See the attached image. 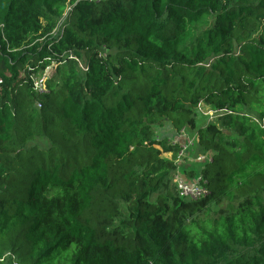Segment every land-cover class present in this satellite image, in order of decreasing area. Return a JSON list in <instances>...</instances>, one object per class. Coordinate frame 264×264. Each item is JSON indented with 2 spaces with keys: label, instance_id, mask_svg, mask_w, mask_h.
<instances>
[{
  "label": "trees",
  "instance_id": "trees-1",
  "mask_svg": "<svg viewBox=\"0 0 264 264\" xmlns=\"http://www.w3.org/2000/svg\"><path fill=\"white\" fill-rule=\"evenodd\" d=\"M0 77V264H264V0H0Z\"/></svg>",
  "mask_w": 264,
  "mask_h": 264
},
{
  "label": "built area",
  "instance_id": "built-area-1",
  "mask_svg": "<svg viewBox=\"0 0 264 264\" xmlns=\"http://www.w3.org/2000/svg\"><path fill=\"white\" fill-rule=\"evenodd\" d=\"M70 9V6L68 5L66 7V10L64 14ZM64 16V15H63ZM62 18L59 20L61 21ZM55 30V29H54ZM54 30L52 32H54ZM59 62L55 60H51L49 64H47L42 71L38 73H30L29 78L31 80V84L33 87V90L37 92H44L46 91V81L50 78L53 70L57 66ZM79 66L85 70L86 67L79 62ZM2 82V78L0 77V84ZM38 106L40 104L38 103ZM203 103L199 102L197 104V109L199 112H201L203 115H208L209 118L212 117V114L215 112V110H211L208 107L205 106ZM225 110V109H224ZM169 141L171 144H176L178 149L176 156L174 158V163L178 164L177 169L173 173V183L175 184L177 194L180 198L186 199V200H198L208 193V190L206 186L204 185V182L201 181L200 176H196L195 178L188 180L181 171V166H179L182 163H185L187 161L190 162H210L212 160V152H206V153H198L194 154V145L197 141V132L192 131L189 132L185 127H182L177 132H175L171 138H169ZM156 147H158L156 145ZM164 154V153H163ZM169 159L171 158V153L168 152ZM186 160V161H183Z\"/></svg>",
  "mask_w": 264,
  "mask_h": 264
},
{
  "label": "rangeland",
  "instance_id": "rangeland-1",
  "mask_svg": "<svg viewBox=\"0 0 264 264\" xmlns=\"http://www.w3.org/2000/svg\"><path fill=\"white\" fill-rule=\"evenodd\" d=\"M203 108H205V106H203ZM206 118H208V117L207 116H198V120H197L198 121V126H200V124H204L205 121H206ZM212 118H213V116L211 118H209V120L212 119ZM169 128H170V124L167 121H165L164 124H163V126H161L160 128H157L156 129V135L157 136L163 135L164 133L168 132L167 130ZM37 142H39L40 145H44V146L47 145L46 144V140L45 139H42V138H38V139L34 140V143L37 144ZM183 161H186V160H183ZM185 163H188V162H185ZM185 163H183V164H185ZM185 166H188V165L185 164ZM187 168H189V167H187ZM181 171H183L182 168H181ZM196 176L197 175L194 174L191 178L193 179ZM152 199H154V196L152 197ZM227 205H228V201L227 200H223L219 204L212 205L211 208H210V210L208 211V213H209L208 214V217L213 218V217L218 216L220 210L226 209L227 208ZM126 206H127L126 204H122L121 203V209H122V211L124 213H125ZM204 217H205L204 215H201L200 216V219H203ZM10 257H11L10 254H5L3 256V259L4 260H3V262L1 264H23V263L19 262V260L17 258L16 259L15 258L12 259Z\"/></svg>",
  "mask_w": 264,
  "mask_h": 264
},
{
  "label": "crops",
  "instance_id": "crops-1",
  "mask_svg": "<svg viewBox=\"0 0 264 264\" xmlns=\"http://www.w3.org/2000/svg\"><path fill=\"white\" fill-rule=\"evenodd\" d=\"M170 134H172V130H171V128H169L168 130H167ZM162 156H164V157H169V154L168 153H164ZM185 164H189V163H185ZM185 166V165H184ZM186 167V166H185Z\"/></svg>",
  "mask_w": 264,
  "mask_h": 264
},
{
  "label": "clouds",
  "instance_id": "clouds-1",
  "mask_svg": "<svg viewBox=\"0 0 264 264\" xmlns=\"http://www.w3.org/2000/svg\"><path fill=\"white\" fill-rule=\"evenodd\" d=\"M167 153H168V152H167ZM162 154H163V153H162ZM162 154H161V155H162ZM163 157H164V156H163ZM167 158H168V157H167Z\"/></svg>",
  "mask_w": 264,
  "mask_h": 264
}]
</instances>
